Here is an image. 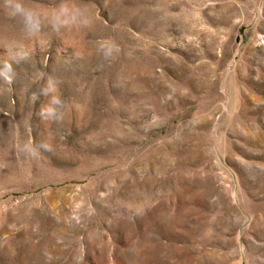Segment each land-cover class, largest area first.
I'll list each match as a JSON object with an SVG mask.
<instances>
[{
	"label": "rangeland",
	"instance_id": "rangeland-1",
	"mask_svg": "<svg viewBox=\"0 0 264 264\" xmlns=\"http://www.w3.org/2000/svg\"><path fill=\"white\" fill-rule=\"evenodd\" d=\"M0 264H264V0H0Z\"/></svg>",
	"mask_w": 264,
	"mask_h": 264
}]
</instances>
